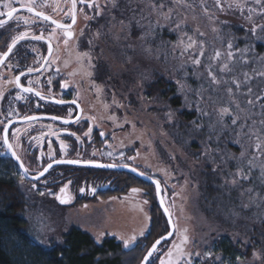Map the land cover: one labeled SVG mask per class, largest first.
<instances>
[{
	"label": "snow or ice",
	"instance_id": "obj_1",
	"mask_svg": "<svg viewBox=\"0 0 264 264\" xmlns=\"http://www.w3.org/2000/svg\"><path fill=\"white\" fill-rule=\"evenodd\" d=\"M20 9L26 10L31 14L30 17L14 15L19 9L12 6L11 2L3 4L7 9L6 12L0 11V28L4 27L9 21L15 20L19 27L22 23L26 30L20 32L12 38L7 47V51L0 53V68H6L9 72L14 67H19V62L13 65L10 62V55H15L14 49L22 41L28 40H45L48 42L49 57L52 56L53 47L52 39L56 30L63 32L64 45L67 48L69 41L77 39L73 31V26L77 21V4L86 5L92 10V15L84 14L85 20L98 21L103 19L97 30L89 38V51L77 53L76 63L80 65V72L69 73L70 76L82 75L90 79L92 87L97 92H102L103 88L91 80L94 74L104 71L103 60L106 59L105 51L101 47L97 53L95 49L101 40L111 39L114 46L120 50L124 57L125 63H131L132 57L128 56L129 51H136V46L130 43L133 36V29H139L140 35L137 39L141 42L139 47L145 57H153L154 50L150 46L158 36L167 30L170 34L177 36V41L172 45L173 58L175 52H180V64L177 68L179 77L175 80L178 92L184 97V107L194 110L197 113V119L191 121V132L200 134L202 137L200 151L193 153L197 160H203L208 167L213 190L217 195L213 196L210 204H215L218 213L223 214L226 218L231 219L233 223L236 220H252L264 224V54L256 51L257 42L264 44V0H70V7L66 10L60 6V0H17ZM45 8H51L53 12L63 13L64 17H70L71 23H61L53 19L51 15L45 13ZM199 9V14L197 13ZM84 12L83 7L79 9ZM206 18L213 24L212 31L217 34L221 40L224 50L213 48L211 54L206 55L208 45L203 39L206 35L199 27L190 28L189 16L195 21L200 16ZM234 16L242 19L245 23L239 25L244 28L245 35L237 37L233 33H228V39L223 40L224 30L233 27L228 20H221L220 16ZM6 17V19L2 18ZM50 22L54 27L47 38L44 36V29H41L40 35L31 34L28 30L31 24L39 22ZM191 32V34H189ZM84 35V30H80V36ZM244 40V47L239 46L238 41ZM161 41V45H163ZM35 51V49H33ZM187 55V60L184 57ZM167 53H165V57ZM42 57L44 63L38 68L28 67L26 72L20 71L18 75L11 79L4 80L5 84H14L18 94L14 97L16 100H25L23 94H32L40 100L46 97L40 91H36L34 84H40V80H28L27 86L21 83V77L30 75L33 72H40L42 68H47L56 63V59ZM155 58H159L156 55ZM68 62L65 61V67ZM111 67V65H109ZM189 68L191 71H189ZM203 68V71H201ZM60 71L59 68L56 69ZM119 75V71L112 73ZM141 79H146V73H140ZM3 74L0 73V80H3ZM196 81V87H192L188 81ZM51 77L47 79V84L51 85ZM62 88H68L69 83L65 81ZM4 97V92L0 90V100ZM112 103L116 107H124L116 99V93H112ZM63 104L62 99L55 101ZM71 103L75 104L73 100ZM178 111V110H177ZM17 112L16 109H10L8 115ZM71 115V113H69ZM175 112L171 109L166 113V119L174 122ZM111 119H116L113 115ZM8 119V116H5ZM37 116L25 115L23 120L29 124L36 121ZM52 120L61 119L58 116H52ZM70 121L64 119L63 123L68 124ZM77 123L79 120L76 121ZM0 121L3 124L2 140L3 145L11 156L19 161L20 157L14 150V145L9 141V124ZM128 123V121H125ZM123 127V125H119ZM133 128L135 125H132ZM51 132V128L49 126ZM92 128L84 133L89 136ZM19 129L12 133L18 137ZM56 135V133H51ZM76 136L75 133H69ZM104 136V132H100ZM37 141L40 137H34ZM80 140L79 136H76ZM239 147L240 154L237 156L229 151V145ZM51 148V145H49ZM62 152H66L68 145L63 140L60 141ZM109 147H111L109 145ZM5 153H0L4 155ZM96 153L93 152V155ZM51 155V152H50ZM112 157L111 151L101 153ZM139 155V153H137ZM121 158L124 154L120 153ZM129 160H135L136 157H128ZM56 163L79 164L83 162L86 165H94L99 168L128 167L127 164H101L93 160H59ZM21 167L23 164L21 163ZM52 167L49 163L35 179H39L45 172ZM133 172L136 168L131 169ZM258 173V175L256 174ZM27 175V169H25ZM139 175H145L140 172ZM151 179V177H148ZM219 178V183H217ZM157 194L161 192L160 181H154ZM245 185H248L245 187ZM36 187L35 184L32 186ZM84 192V189H80ZM95 192V188L92 189ZM63 196H57L61 204L68 203L70 197L66 195V188L60 189ZM131 192L137 194L141 189L132 188ZM51 194V193H50ZM40 195H44L43 192ZM115 199V197L113 198ZM147 204L148 201L144 200ZM161 204L164 200L161 199ZM252 208L257 209L251 216L246 213ZM210 210H212L210 208ZM165 214H171L167 207L164 208ZM174 231L178 237L177 241H172L171 246L166 251H162L158 246L166 242L168 237L173 235L169 232L167 236H161L152 244L147 254L144 256L141 264H195V261L201 256L200 252L190 251L187 246L194 243L189 235L188 230L175 228ZM143 235V231L141 232ZM264 235V233H262ZM136 240L133 236L124 240L125 248L131 246ZM245 244L250 241L245 240ZM160 253V254H158ZM211 256V253H205ZM255 255V254H254ZM154 259H150L153 258ZM216 259H220L217 257ZM239 259V258H238Z\"/></svg>",
	"mask_w": 264,
	"mask_h": 264
},
{
	"label": "rangeland",
	"instance_id": "obj_2",
	"mask_svg": "<svg viewBox=\"0 0 264 264\" xmlns=\"http://www.w3.org/2000/svg\"><path fill=\"white\" fill-rule=\"evenodd\" d=\"M197 13L199 14V9H197ZM220 19L228 20L233 25V27L224 30L223 40L226 41L228 39V33H233L237 37L245 35L244 28L239 27V25L245 23L242 19L224 15H221ZM189 25L193 29L199 27L201 31L206 33L203 38L208 45L206 55L211 54L213 48L224 50L221 40L212 31L213 24L202 15L195 21L191 20V16H189ZM97 28L98 26L96 29H88L84 40L85 44H82V48L76 46V44L73 46L74 48L76 46L74 51L76 57L77 53L89 51L88 40ZM169 34L165 30L161 36L151 42L150 46H153L154 50L151 58L145 57L139 47L141 42L137 37L140 34L137 37L133 35L130 43L136 46V51L127 53L128 56L132 57L131 63L124 62V57L120 54V50L113 45L111 39L99 41L95 51L98 53L102 47L105 51V57L108 58L106 61L108 63L107 67L105 66V76L107 75V78L105 79L100 75V82L91 79L95 81L96 85L103 88V91L99 93L96 88L92 87L88 77L79 74L69 75V73L74 71H81L80 65L76 63V58L74 59L75 63L72 62L73 60L71 61L73 65L66 71V79L71 82L73 87L78 89L77 93H80V98L84 102L83 106L85 105V113L82 115L90 120L88 126L84 127L83 131L79 133L80 140L67 134H61L62 131L60 129H63L61 126L38 121L30 124H15L10 129V142L14 145L16 153H19L26 168L32 173L41 170L48 162L54 159L75 156L74 160L84 159L83 161H85L87 159L105 164H127L146 175L155 177L163 182V198L175 228L180 230L187 229V234L194 242L190 243L187 248L190 251L201 253L197 264H237L236 262L243 257L244 264H264V235H262L264 233V225L260 222L244 219L236 220L233 223L231 219L226 218L215 210L207 212L204 204H201L199 200L196 170L188 162V158L183 154L181 148L175 145L176 114L174 122L170 123L166 119V113L170 107L166 104L161 105L158 99L151 98V95L145 94L147 83L152 80V76L155 73L161 72L168 81L173 82L179 77L177 68L181 62L179 59L180 52L179 50L175 52L176 58L174 59L172 50V45L176 43L177 36L173 34V36L168 38ZM161 41L164 42L163 45H161ZM238 43L241 48L244 47V40H239ZM257 44L260 43L257 42ZM157 48L160 49L156 51ZM163 50L169 52L168 56L165 57ZM160 51H162V56H159L158 59L155 58ZM184 59L187 60V55ZM117 71H119V75H112V73ZM142 72L147 74L146 79H141L140 73ZM0 73L3 74V77L5 76V71L0 70ZM188 83L192 87H196L192 79ZM8 89V84L4 83V79L0 80V90L4 92V97L0 100V104L4 102L9 105H19L28 102L27 99H14L16 95L8 94L9 92L5 93ZM176 91L178 92V87ZM113 92L116 93V99L121 104H124V107L118 108L113 105ZM180 97L184 105V97L181 94ZM91 100L96 103L95 110L91 108ZM101 101L104 102L106 109H110L111 106L114 108L113 115L116 119H112L113 125L110 126L112 129L107 128V123H105L108 118V112H100L98 110ZM10 109H16L17 112L8 115ZM34 111L36 110L14 107L0 108V121L5 122V116H8V119L21 118L25 115H31ZM195 119H197V116L193 118V120ZM125 121H128V123H125ZM121 124L123 127L119 126ZM132 125H135V127L133 128ZM90 127L93 130L98 128L99 135L100 132H104V136L100 135L101 140H96L92 134L89 136L84 135ZM17 129H19L18 140L12 135ZM66 129L75 130L73 127ZM189 129L190 135H188V139L201 144V135L192 133L191 127ZM51 133H56V135ZM34 137H40V140L37 141L33 139ZM61 140L68 145L66 152L61 151ZM49 145H51V148ZM109 151L113 153L112 157L101 155V153ZM93 152L96 154L93 155ZM120 153L124 154L123 158H121ZM128 157H136V159L129 160ZM167 163H176L178 168H173ZM67 172L72 175L76 172H81L78 173L81 176L96 173L89 169H71L58 166L44 178L35 182L24 178L20 172L22 185L20 190H22L27 199V204L23 207L22 214L28 221V233L36 243L45 247H50L53 243H60L62 234L72 227L90 233L97 243H100L104 237H115V239H118L117 236H123L127 238H120L121 240H128L135 236V241L138 244H143L146 233L149 230L150 209L153 206L148 187L142 188L141 185H134L122 194L110 190L101 195L100 199L93 202H85L84 205H70L69 203L60 205L57 203L56 198L60 186H71L72 182L81 181V178L79 180L65 179ZM256 174L258 175V173ZM177 178L179 180L176 183H172ZM33 184L36 185L35 188L32 187ZM101 184L109 185L105 182L97 183V185ZM247 186L245 185V187ZM132 188L141 189V192L133 194L131 192ZM41 192L44 195H40ZM114 197L115 199H113ZM144 200H147L148 203H143ZM214 209H216V205ZM256 211L257 209L252 208L246 215L251 216ZM142 231L143 235H141ZM174 240L178 242L175 232L172 239L162 243L159 248L162 251H166ZM245 240L250 242L245 244ZM227 244L237 254L230 253V256H227L224 253L222 255L220 246H224L227 249ZM121 246L124 248L123 242H121ZM209 252L211 256H206L205 253ZM217 257L220 259H216ZM156 264H159L158 260Z\"/></svg>",
	"mask_w": 264,
	"mask_h": 264
},
{
	"label": "trees",
	"instance_id": "obj_3",
	"mask_svg": "<svg viewBox=\"0 0 264 264\" xmlns=\"http://www.w3.org/2000/svg\"><path fill=\"white\" fill-rule=\"evenodd\" d=\"M133 33H135L134 37H137L140 30H133ZM168 36L170 38L173 34ZM151 47L153 48V46ZM158 49L160 48H157L156 51ZM163 51L168 56L169 52ZM256 51L264 54V45L257 44ZM157 54L162 56V51ZM189 71H191L190 68ZM196 83L193 80V84L196 85ZM146 87V95L149 94L151 98L158 99L161 105L166 104L175 112V145L181 148L183 154L188 158V162L196 170L199 200L201 204H204L207 212H212L215 210V204H210V201L217 193L213 190L208 175L210 168L203 160H197L193 155L200 151L201 144L188 139L191 121L197 116V113L183 106L180 93L176 91L177 85L173 81H168L161 72L155 73ZM229 151L237 156L240 154L239 147L235 145L230 144ZM167 164L178 168L176 163ZM89 170L96 173L81 176L78 174L81 172H76L75 180L81 178L80 180L88 183L92 182L90 177L93 176L96 183H108L110 190L118 194L124 193L134 185L149 188L153 206L150 209L149 230L143 244L134 241L130 247L123 248L121 240L119 238L116 240L115 237H104L100 243H97L90 233L72 227L62 234L60 243H53L50 247L36 243L28 233V221L22 214L27 199L20 190L22 187L20 170L9 158L0 157V264H139L151 243L167 231V224L156 204L152 185L125 172ZM68 174L70 173L67 172L66 175L68 176ZM65 179L68 180V177ZM177 180L179 179L177 178L172 183H176ZM159 181L162 186L163 182ZM219 182V178H217V183ZM228 248L230 246L227 244L225 255L230 256Z\"/></svg>",
	"mask_w": 264,
	"mask_h": 264
},
{
	"label": "flooded vegetation",
	"instance_id": "obj_4",
	"mask_svg": "<svg viewBox=\"0 0 264 264\" xmlns=\"http://www.w3.org/2000/svg\"><path fill=\"white\" fill-rule=\"evenodd\" d=\"M7 2H11L13 7H16V8L20 7V4H19V2H17V0H0V11H4V12L7 11V9L3 7V4L7 3ZM51 2H54V0H51ZM102 2H103V0H101V3ZM60 6L66 10L67 8L70 7V0H60ZM81 7H83V9H84L83 13H81L79 11V9ZM44 11L46 14L51 15L53 19H56V20L60 21L61 23H71L70 17H64L63 13L53 12L51 8H45ZM84 14L92 15L93 13H92V10L87 8L86 5H80L78 3L77 4V21H76V24L73 26V31H74L77 39L70 40L69 44L66 48L64 43H63V41H64L63 32L61 30L57 29L56 33L54 34L53 39L51 41L52 47H53V53H52L51 57H49V53H48L47 39H45L44 41H23L16 46V48L14 49L15 55H10V62L13 65H16L17 62H19V67H14L11 72H9L6 68H0V70L5 71L4 80L11 79L13 76L18 75L20 71H26L28 67H33V68L40 67V65L43 62L42 57H46L47 54H48L47 57H49V59H56L57 57H58V59H56L55 64H52L47 68H43L40 72H38L36 74H30V75H26V76L21 77V83L24 84L25 86H27L28 80L31 79V80L35 81L36 79H39L40 84H34L33 87L35 88L36 91H40L41 94L46 97L45 100H40L38 97H36L32 94H23L26 96V99L28 100V102L26 104L9 105V104H6L3 102L0 104L1 109L12 108V107L19 108V109H23V108L35 109L36 111H34V113H32L29 116H32V115H48V116H58V117L64 118V119H73L78 113V108H80V117L78 119L79 120L78 123L75 121L73 124L65 125L61 122L54 121L51 119L37 120L34 122L40 121L43 123H49V124H53L56 126H61L63 128V129H60L62 131L61 134L69 135V133H75L76 136H79L80 135L79 133L81 131H83L84 127L88 126V123L90 122V120H88L86 116L83 117V115H82L83 113H85L84 112L85 105L83 106V103H84L83 99L80 98V93H77L78 89L76 87H73L71 85V82L66 79V77H67L66 71L69 70V67H71L73 65V63H71V61L73 60L72 62H74V59L76 58V53H74L76 46H79L82 48V44L83 45L85 44L84 40H85L86 34L88 33V29L89 28L90 29L91 28L96 29L97 26L99 28L101 24L105 23V21L102 18L99 19L98 21L85 20ZM14 15L25 16V17L31 16V14L26 12V10H21ZM2 18H6V17H2ZM90 25H91V27H90ZM53 27L54 26L51 25L50 22L41 21L37 24H31L30 28L28 30L30 31V35L31 34L40 35L41 29H44L43 34H44L45 38H47L49 36V34L51 33ZM81 29L84 30L83 36H80V30ZM25 30H26V26H24L21 23L20 26L18 27L17 22L15 20L9 21L4 27L0 28V53L5 52L7 50V47L11 43L13 37H15L17 34H19L22 31H25ZM133 30H136V28ZM75 44H76V46L74 48L73 46ZM33 49H35V51H33ZM107 60H108V58H106L105 60L102 61V63L104 64V71L102 73H99V74H94L91 79L99 81V80H101V79H99L100 75L105 79L107 78V75L105 76V74H106L105 70H106V67L108 64L106 62ZM65 61L68 62L67 67H65ZM57 68L60 69L59 72L56 71ZM49 77H51V80H52L51 85L47 84V79ZM110 79H111V77H110ZM65 81H68V83H69L68 88H62L61 87V85ZM8 87H9V89L5 93L9 92L8 94H14V95L18 94V90L15 88L14 84H8ZM90 88H91V86H90ZM103 98H104V96H103ZM60 99H62L63 101H69V102H72L73 100H75L76 103L75 104H73V103L58 104V103L54 102V101L60 100ZM91 101H92L91 108L95 110L96 103L94 102V100H91ZM98 110L100 112H108V118L105 120V123H107L106 124L107 128L112 129L110 126L113 125V121L110 117H112V115L114 113L113 106H111L110 109H106L104 106V102L101 101L99 103ZM69 112L71 113V115H69ZM95 113H96V111H95ZM99 113H98V115H99ZM11 119H13V118L7 119L5 121V123ZM19 124H21V123H19ZM13 126H15V125L10 126L9 133H10V129ZM90 126H91V124H90ZM68 127H73L75 130L66 129ZM2 128H3V124H0V135H2ZM90 134H92V136L96 140H98V141L101 140L98 128H95L94 130L92 129V132ZM76 136H72V137L76 138ZM9 141H10V139H9ZM14 150H16L15 147H14ZM0 153H5V155H3V156H6L7 158H9L11 160L7 150L5 149V147L3 145L2 140H0ZM17 155L20 157L19 153H17ZM3 156L0 155V157H3ZM57 159H73L74 160L75 156L74 157H67V158H57ZM20 160H21V158H20ZM83 160H81V161H83ZM21 162L23 163L25 169H27L24 162L22 160H21ZM59 167H65V168L67 167V168H71V169H74V168L75 169L76 168L93 169V168L73 167V166H66V165L59 166ZM54 168H56V167H54ZM54 168H51L47 172V174L51 170H53ZM94 170H99V169H94ZM39 171H37L36 173H38ZM27 172L31 175L36 174V173L30 172L28 169H27ZM76 174H73L72 177H71V174H68L67 177H68V179L74 180V179H76V176H74ZM90 180H92V182L89 181L88 183L87 182L85 183V181L81 180L80 182H72L73 184H71V186H66V185L60 186V189L66 188V194H67V196L70 197V200L68 202L70 205H76V204L84 205L85 202L96 201V200L100 199L101 195H104L107 191H110L109 185H104V184L103 185L102 184L97 185L96 181L93 180V176L90 177ZM37 181L38 180H36L35 182H37ZM81 188L84 189V192L80 191ZM93 188H95V192L92 191ZM60 189H59L57 196H61V195L65 194V193H61ZM117 237L119 239L120 238L121 239L127 238V237H123V236H117ZM172 237H173V235L171 236L170 239H172ZM170 239L168 241H170ZM123 241L124 240H121V242H123ZM228 249H229L230 253L237 254V252L234 251L231 247ZM220 252L222 253V255L224 253H227L226 248L224 246H220ZM243 258H241L236 263L237 264H244L245 262H244ZM198 261H199V259H197L195 261V264H197Z\"/></svg>",
	"mask_w": 264,
	"mask_h": 264
},
{
	"label": "water",
	"instance_id": "obj_5",
	"mask_svg": "<svg viewBox=\"0 0 264 264\" xmlns=\"http://www.w3.org/2000/svg\"><path fill=\"white\" fill-rule=\"evenodd\" d=\"M17 9H19V11L23 10V9H20V7L17 8ZM19 11H18V12H19ZM4 19H6V18H4ZM28 41H44V40H28ZM22 42H23V41H22ZM6 51H7V50H6ZM47 56H48V54H47ZM47 56H46V57H47ZM43 63H44V60H43L42 64H43ZM42 64H41V65H42ZM42 69H43V68H42ZM42 69H41V70H42ZM25 72H26V71H25ZM36 73H38V72H33L32 74H36ZM53 101H54V100H53ZM54 102H55V101H54ZM67 103H71V102H69V101H64L63 104H67ZM34 116H37V117L39 118L38 120L51 119V117H52V116H48V115H34ZM79 117H80V108H78V113H77V115H76L73 119H68V120L70 121L68 124L63 123L64 118H61V119H59V120H54V121L61 122V123L65 124V125H70V124H73L75 121H77V120L79 119ZM51 120H52V119H51ZM10 121H11V123L9 124V128H10V126L15 125V124H19V123H28V122H25V121L23 120V117H22V118L11 119ZM36 121H37V120H36ZM32 122H34V121H32ZM6 123H8V121H7ZM2 134H3V133H2ZM4 147H5V149H6V146H4ZM8 154H9V157L11 158V160H12V161H13V162L19 167L22 176H23L24 178L30 180V181H36L37 179H35V177L38 176L39 173L42 172V171L44 170V168H46L47 165H48L49 163L52 164V167H51V168H54V167H57V166H63V165H66V166H73V167L93 168V169H99V170L117 171V172H125V173H128V174H130V175H132V176H134V177H136V178H138V179H140V180H142V181H144V182H146V183H149V184L153 185V188H154V194H155V198H156V202H157V204H158V206H159V208H160V210H161V212H162V214H163V216H164V218H165V221H166V223H167V227H168L167 232L164 233V234L161 235V236H167V234H168L169 232H173V233H174V223H173L172 217H171V222H170V217H169V215L165 214V212H164V208L166 207V205H165V203H164L163 205L161 204V199H163V197H162V193L160 192L159 194H157V191H156V185H155V183H154V181H156V179L153 178V177H151V176H148V175H146V174L143 175V176H142V175H139V173H140L139 170L133 172L131 169L134 168V167H130V166H128V167H114V168H99V167H95L94 165H86V164H84L83 162H81V163H79V164H70V163H66V162H65V163H56L55 161H59V160L67 161V160H73V159H55V160H52V161L48 162V163H47V164H46V165H45V166H44V167H43L38 173L31 175V174H29V173L27 172V175H25V167H24V165H23V167H21V163H22L21 160L17 161V160H15V159L11 156L10 153H8ZM22 164H23V163H22ZM101 164H105V163H101ZM51 168H50V169H51ZM50 169H48V171H49ZM48 171H47V172H48ZM47 172H45L43 176H40L39 179L43 178V177L47 174ZM148 177H151V179H149ZM39 179H38V180H39ZM160 187H161V185H160ZM63 195H65V194H63ZM63 195H61V196H63ZM66 195H67V194H66ZM57 203L60 204V205H65V204H66V203L61 204V203L59 202L58 199H57ZM161 236H160V237H161ZM160 237H158L157 239H159ZM170 238H171V237H168L167 241H168ZM157 239H156V240H157ZM156 240H155V241H156ZM155 241H154L153 243H155ZM153 243H152V244H153ZM162 243H163V242H162ZM152 244L148 247V249H147L146 252L144 253L142 259H141L140 262H139V264H141V262L143 261L144 256L147 254V252H148V250L151 248ZM158 247H159V246H158Z\"/></svg>",
	"mask_w": 264,
	"mask_h": 264
}]
</instances>
